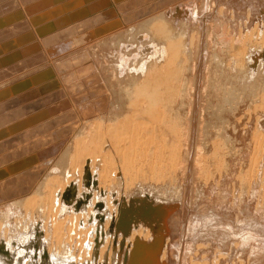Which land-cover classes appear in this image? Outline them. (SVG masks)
<instances>
[{"label":"rangeland","instance_id":"obj_1","mask_svg":"<svg viewBox=\"0 0 264 264\" xmlns=\"http://www.w3.org/2000/svg\"><path fill=\"white\" fill-rule=\"evenodd\" d=\"M162 1H167L170 4L175 3V0H0V221L2 222V219L5 218L2 224L9 230L10 238L5 241V236L3 234V237L0 236V264H79L82 260L78 254V248L73 247L76 242H72L68 236V226L63 231L66 233L64 237V241H66L65 244L62 243V246L68 244L67 248L73 247L75 254L68 260H63L58 255L54 256L55 259L51 258L48 251L50 247L48 249L47 246H53L52 254L56 253L57 248L55 247L57 243H53L52 227L50 228V239L46 242L45 235L43 236L46 234L43 214L36 212L34 214L35 223L29 227V230L23 229L19 219H25L26 213L24 210L17 211L14 201L19 202L18 199L32 195L36 192L37 186L42 185L39 183H44L51 174H56L55 176L59 177L62 171L60 173L58 171L64 170L57 163L65 154L67 144H70L76 133L80 132L81 126L84 125L82 121H85V115L89 113L87 110L90 104L88 105L85 100L78 102L77 96H82L86 92L85 89L88 90L90 86H87L89 84L87 81L91 80L89 78L93 76L94 79L99 69L103 70L99 66H105V68L111 66L112 69H116L120 66L119 64L126 61L128 66H133L134 59H137L136 62L139 63L149 56H147L148 52L145 53L141 50L143 47L139 48L142 42L138 43L136 30H139L138 27L139 24H142V20L147 19L146 16H141L144 14L141 12L144 9V12L151 10L152 7L158 8ZM212 2L216 4V7L220 5L223 7L222 16L210 9ZM198 3L206 5L204 14L200 13L201 6L198 8ZM179 6L186 13L180 17L181 22L186 23L190 32L196 31L200 23L199 19L203 20L204 28L200 35L203 42L207 41L209 33L206 31L209 32L210 26L213 29V36H215L213 41L216 42L215 40L219 41V38L224 34L230 37H233V34L237 36L264 24V0H183L176 5V8ZM194 13L196 14L194 15ZM131 28L133 31L130 30ZM173 28L178 27L173 25ZM176 30L175 33L180 31L179 28ZM130 32H134V35ZM120 33L121 35H119ZM120 36L122 37L120 38ZM132 37L136 41L130 42ZM189 42L188 39V47ZM139 49L144 53L143 55ZM204 51L200 53L196 62L198 69L194 73L188 70L185 77L186 82L191 81L190 76L191 78L194 76L197 80L196 89L194 88L196 94L194 95L193 137L196 138L198 134L199 137L201 136V139L197 138L198 142L202 143L200 145L208 144L202 148L205 153L208 152L210 155L214 148L212 141L214 142V138L222 134V130L224 133L225 128L222 129L221 126L225 127L226 124L229 126L228 132L236 140L234 146L236 149L229 148V146L230 150L226 148V153L231 152L230 155L227 153L226 171L224 168L216 170L217 163L210 160L208 164L205 163L207 167L204 165V170L203 166L201 173L199 176L197 175L199 178L195 181L192 177L193 173H191V176L189 175L186 179L179 175L173 184L169 181H149L144 185L137 181L134 185L136 187L132 188L127 197L123 191L120 192L123 201L127 198L130 203L133 202V205L131 204L133 207H140V204L145 202L148 206L153 204L152 207L155 209L163 207L171 215L168 219L155 218L156 222H153V218L146 219L148 224L153 225L150 227L153 230L152 235L161 238L160 242L164 243L161 253L163 254L165 248L167 251L164 252L166 253L164 259L162 254L159 255L157 264H264V158L256 165L257 167L255 164L252 165L256 162L254 157L258 153L254 144L257 132L255 131L256 120L261 117L264 123V110L258 109L253 112L255 104L251 102V98L248 104L242 106L236 116L228 115L226 112L222 115L218 112L221 111V108H218L222 106L221 98L218 99L217 88L215 87L216 96L211 88L214 90L215 82H217L215 84L219 83L218 85L223 83L224 86L226 79L233 75V72L218 68L215 61L211 63L210 58L208 62L205 61ZM68 73L69 75H67ZM211 81L212 86H210ZM204 88H208V90L206 91ZM202 90H205L206 93L203 94ZM187 101H189L188 98L182 100L185 109L181 108V113L185 118L188 110L190 111V109H186L190 107V101L189 103ZM179 104L178 106L181 107V102ZM187 105L189 107H186ZM214 107L216 113L213 110ZM183 110H186V114ZM249 110L250 112L247 113ZM213 111L215 117H212L214 116ZM82 115L83 120L81 121ZM185 118L186 122L187 118ZM224 119L225 121H223ZM198 120L203 123L200 124ZM77 121L80 122H78V126L76 125ZM222 122H226V124ZM197 123L202 127L197 128L200 127ZM72 124L75 127L74 130L71 128ZM208 124H210L209 129ZM204 127L206 130L208 129L209 137L207 139L205 136L208 135ZM216 127L220 129L217 128L216 131L214 129ZM61 128L62 130H60ZM69 128L73 132L69 130V133H66ZM201 133L203 134L200 135ZM250 158L253 159V163ZM55 165L59 167L56 168ZM251 167L256 169L252 170ZM220 170L221 172H219ZM64 172L65 170L61 177L67 180L69 175ZM43 179H45L44 182H42ZM88 192L91 194L90 191ZM86 196L83 195L81 198L82 208L77 211L78 213H87L90 207L92 198L86 205L85 202L89 194ZM76 197L77 195H75ZM112 197L118 206L117 192ZM77 198L79 199V197ZM77 198L74 203L67 204L75 206ZM104 201L101 199V203H98L93 209L95 216L92 215L94 218L92 225L96 226L97 230H103L105 221L110 217V212L106 210ZM68 209L70 210L71 207ZM10 212L11 218H8L7 214ZM161 213L165 214L163 211L159 212V214ZM64 214L65 210L61 213V218L66 217ZM97 216L100 220H96ZM101 222H103L102 226L99 225L102 224ZM200 233L201 237H199ZM113 242L101 260L100 253H98L96 255L99 259L97 262L95 256H91L89 262L84 259L81 262L84 264L87 262L88 264H106L105 259L108 258V264L123 263L124 245L121 250V248H117L118 241L114 239ZM109 252L112 255L108 254Z\"/></svg>","mask_w":264,"mask_h":264},{"label":"bare ground","instance_id":"obj_2","mask_svg":"<svg viewBox=\"0 0 264 264\" xmlns=\"http://www.w3.org/2000/svg\"><path fill=\"white\" fill-rule=\"evenodd\" d=\"M180 1L183 0H175V3L171 4L167 1H162L160 6L158 5V8L152 7L151 10H146L144 12V9L141 12L144 13L141 16H146L147 19H144L145 21L142 20V24H139V27L137 26L139 30H136V37H138V43L141 41L143 44H141L139 48L141 49L143 47L141 50L145 53L148 52L147 56L149 55L150 58L148 56L147 59L144 56V60H139L141 63L136 62L137 59H134L132 63L133 66H128L126 61L122 64H119L120 66L116 69H112L111 66L108 67L109 65L107 66L108 68H105V66H99V68L101 67L103 70L99 69V71L96 73V76L94 75V79L93 76L92 78H89L91 80H89V82L87 81V83H89L87 86L90 87L88 90L85 89L86 92H84V94L82 93V96H77L78 102H83V100H85L88 102V105L90 104V107H88V110L86 108L89 113H86L87 115L83 114L86 116V118H84L85 121H82L83 115L81 118L82 123L84 122V127L81 126V130H79L80 128L78 129L80 132L76 133L74 138L72 137V142L67 144V148L64 152L65 154H63L60 162L57 163L58 165L60 164V166H62L60 168L65 170L64 173L69 175V178L64 180V178L61 177L64 171L62 169L58 171V173L62 171V173L59 175L60 178L58 175L55 176V172V175L49 174L50 176L47 175V180L45 181L46 177H44L45 179H43L42 182H45L39 183L42 185H38L39 187L37 186L36 192L33 190L34 193H32V195L30 194L31 196H26L27 198L24 197L26 198H23L24 200L20 198L18 199L19 202L14 201L16 210H24L26 213L25 219H19L20 222L18 221L21 226H23V229L29 230V227L35 223L36 219H34V214L36 212L43 214L46 231V234H43V236L45 235V238H43L46 242L50 239V228L52 227V235L54 237L53 243H57V246L54 245L57 247L56 253L52 254V250L54 249L52 245H48L47 247L48 249L50 247V250H48L50 254L49 256H51L53 259H55L54 256L58 255L59 258L61 257L63 260H68L75 254L74 248L76 247L78 248V254H80V258L82 260L84 259L90 261L91 256H95L97 262L99 259L98 256L96 257V255L100 253L101 260V257L103 258L107 254L110 244L114 243L113 241L115 239L118 241V249L121 248L122 250V246L124 245L122 250L124 259L122 258L123 263L121 264H157L159 256L157 257L156 253L159 249V246L158 244L151 245V243H161V238H156V236L154 237L152 235L153 230L150 227L153 225L148 224L146 219L153 218V222H156L157 220L155 218L168 219L171 215H169V212L163 207H158L155 209V211H149V206L145 202L140 204V207H136L135 205V207H133V202L130 203L127 198V200L125 199L123 201L120 191H123L124 195L127 197L132 188L136 187L134 185H136L135 182L137 183V181H140V184L142 182L144 185L149 181H169L173 184L176 179H178L179 175H181L183 179H186L191 173H193L192 177L195 181L197 178H199L197 175L199 176L203 166H206L210 160H214L217 163L216 165H218V167H215L216 170L217 168H224V170L227 168L226 157L230 155L231 152H227L229 153L227 155L225 151L227 149L230 150L229 148L231 147L236 149L234 148L236 140H234V138L230 136L228 132L229 126L226 124L227 118L225 123L222 122L223 124H226L225 127L221 123V127H223L222 129L225 128L224 133L222 130V134H219L217 137L215 136L217 139L214 138V142L210 140L212 143H214L212 144L214 145V148L210 155L208 152L205 153V150L202 148L203 146H206L207 143H204L205 145H200L202 143L198 142L197 138L199 137V134L197 135L196 133V138L193 137L195 115L194 95L196 94L195 87L197 85V80L193 76V73L198 69L196 62L198 61L199 55L203 50H205L204 52L206 54L205 61L208 62V60L211 59V63L215 61L218 68L221 67L223 70L228 69L231 73L233 72V75H230L226 79L224 86L223 83L221 86L218 85L219 83L215 84L217 83L215 82L214 85L216 86L213 85L215 91L211 88V91L215 92L216 96V87L218 99L219 97L221 98L220 100L222 104H220L222 106L219 104L220 107H218L221 108V111L219 110L218 112H220L222 115H224L226 112L228 115L236 116V114L241 110L242 106L248 104L251 98V102L255 104L253 112L257 111L258 109L264 110V24L262 26L254 27L252 31H246L247 33L242 32L237 36H234V34L233 37H230L227 34H224L222 37L218 36L220 38L219 41L215 40L216 42L213 41V37L215 36H213V29L210 26L209 32L208 30L206 31L209 33L207 34V41L203 42L200 39V35L204 28L203 20L199 19L200 23L198 27L196 26L197 28L195 27L196 31L190 32V29L186 26V23L181 22L180 18L181 16L186 15L185 10L181 9L180 6L176 8V5H178ZM199 4L200 3H198V8L201 6L200 13L204 14L206 12V5L204 3H202V5ZM11 5L9 6L10 8ZM211 7L212 8L210 9H212V11L217 15H221L224 12L223 7H221V5L216 7L214 2H212ZM195 14L196 13H194V15ZM190 16L192 15L190 14ZM173 25L180 29L178 33H175V31H177L176 29L178 28H173ZM3 26H5V24H3ZM130 30L133 31L132 28ZM130 33L133 34L134 32ZM119 35H121V33ZM121 37L122 36H120V38ZM188 39L190 40L189 47L187 45ZM133 40L134 38L131 39L130 42L136 41ZM140 49L139 51L141 53L142 51ZM143 52L142 55L144 54ZM188 70L193 72L192 78H194L195 81L190 76L191 81L186 82L185 77ZM67 75H69V73ZM103 75L104 78H102ZM207 81L206 83L208 84ZM212 84L213 83L211 81L210 86H212ZM208 88L204 89L207 91ZM205 90H202L203 94L204 92L206 93ZM208 93L209 91L207 94ZM185 98H188L190 101V107L188 106L189 104L186 106L189 107L186 109H190V111L188 110V114L186 116L187 119L182 115L183 113H181V108H184L182 105L184 102H182V100H185ZM189 101L187 102L189 103ZM180 102L181 107L178 106L180 105ZM204 105L206 106V104ZM213 110L216 113L215 107ZM214 111L212 114H214ZM249 112L250 110L247 113ZM212 117H215V114ZM184 118L186 119L187 123L185 122ZM221 119H223V117H221ZM223 121H225V119ZM256 121L255 131L257 132H254V144L257 149L256 152L258 153L257 155L254 154L256 155L254 158L257 163L250 158L252 163L254 162L252 164L253 166L254 164L255 166L258 165L260 160L264 158V123L261 120V117H258ZM78 122L79 121H77L76 124L77 126ZM199 123L202 124L203 121L200 120ZM199 123L197 124L200 125ZM208 125L209 129L210 124ZM205 126L207 127V125ZM201 127L202 126L200 125V127L198 126L197 128ZM71 128L75 129L73 124L71 125ZM71 128H69L68 132L66 131V133H69ZM217 128L219 127L214 129L216 130ZM208 129L206 130L204 127V130L208 135L205 136L206 139L209 137V134L207 133ZM60 130H62V128ZM73 130H71V132H73ZM71 135L72 133L70 136ZM201 142L204 141L201 140ZM58 165L57 167H59ZM205 166L203 168L204 170ZM251 168L252 170L256 169L255 167ZM219 172H221V170ZM29 185L28 187H30ZM86 187H88V189H86ZM88 191H90L91 194ZM116 192L119 202L118 206L120 205V201L122 199L120 207H118L117 203H114L113 201L112 196ZM88 194L91 197H89ZM75 195L79 197V199L76 197L78 201H76L75 206H73V204H67L75 202ZM83 195L88 196V199L85 202L86 205L89 204V201L92 198L90 202L91 204L87 213H78L77 211L82 208L81 198ZM101 199L105 200V207L106 210L110 212V217L108 216L109 218H107L105 221V225L103 226L104 229L97 230V227L92 225V221L94 219L92 218V215L94 214L93 209L98 203H101ZM69 207H71L70 210L68 209ZM64 210V215L66 217L61 218V213L64 212ZM160 211H163L165 214H159ZM7 217L11 218V212L10 214H7ZM4 219L2 220L4 221ZM205 219L207 218L205 217ZM96 220H100L99 216L96 217ZM2 222L0 223V236L3 234L5 236V241H7L6 239H10L9 230L4 228ZM101 223L102 224L99 225L102 226L103 222ZM208 224L210 225V223ZM67 226L69 227L67 231L70 234H68V236L71 238L70 240L72 242H76L75 246L71 245V242L68 243H71L70 246H73L74 248H67L68 244L66 246H62V243L66 241H64L66 233L63 231L65 228H67ZM21 229H19L20 232L23 230ZM3 235L1 237H3ZM201 235L202 234L200 233L199 237H201ZM96 242L98 243L97 245L95 244ZM138 243L140 245H138ZM136 248L138 249L136 250ZM165 250L166 248L164 249V252H167ZM164 252L163 254L161 253L163 259L166 257V253ZM108 254H110V252ZM82 260H80L79 264H84L81 262ZM88 262L86 264H88ZM105 262L106 264L109 263L108 258L105 259Z\"/></svg>","mask_w":264,"mask_h":264},{"label":"water","instance_id":"obj_3","mask_svg":"<svg viewBox=\"0 0 264 264\" xmlns=\"http://www.w3.org/2000/svg\"><path fill=\"white\" fill-rule=\"evenodd\" d=\"M152 205H150L149 206V211H155V207H152ZM157 212V211H156ZM156 244H158V246H159V249H158V251H157V257L161 254V249L164 247V243L162 242V243H151V245H156ZM138 245H140L139 243H138ZM138 248H136V250H137ZM135 250V251H136Z\"/></svg>","mask_w":264,"mask_h":264}]
</instances>
